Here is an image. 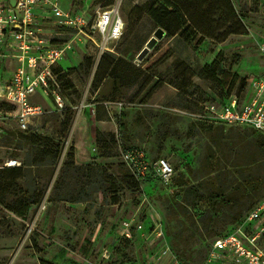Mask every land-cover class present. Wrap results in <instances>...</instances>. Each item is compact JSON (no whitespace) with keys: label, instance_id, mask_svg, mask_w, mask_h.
<instances>
[{"label":"rangeland","instance_id":"1","mask_svg":"<svg viewBox=\"0 0 264 264\" xmlns=\"http://www.w3.org/2000/svg\"><path fill=\"white\" fill-rule=\"evenodd\" d=\"M58 1L63 10L118 9L125 28L115 53L100 58L91 46H76L60 61L73 67L63 86L74 112L66 133L64 116L50 111L52 100L38 98L45 112L25 133L52 136L62 152L55 165L48 156L31 172L0 170V264H166L165 248L190 264L203 263L211 242L264 198V147L257 136L237 127L221 132L206 109L211 97L234 90L241 97L242 82L264 72L255 43L264 35V0H231L249 36L203 39L193 49L198 34L188 46L194 53L189 62L173 53L150 73L145 69L153 49L136 62L158 28L146 13L149 0ZM137 11L142 22L135 32ZM118 58L125 62L109 75ZM215 60L223 71L219 82L201 80L200 69ZM1 128L0 167L8 158L24 162L25 150L15 146L16 125L5 121ZM160 158L174 169L168 184L151 177ZM132 159L147 164L145 179ZM125 223L131 239L123 235ZM139 223L148 241L136 236Z\"/></svg>","mask_w":264,"mask_h":264},{"label":"built area","instance_id":"2","mask_svg":"<svg viewBox=\"0 0 264 264\" xmlns=\"http://www.w3.org/2000/svg\"><path fill=\"white\" fill-rule=\"evenodd\" d=\"M14 1L12 6L10 0H0V133L6 118L26 130L33 119L43 115L45 108L38 98L51 99L54 108L49 109L62 111L66 100L60 94L59 75L53 68L66 70L59 63L76 46H91L100 55L114 53L125 28L118 9L88 13L71 7L63 10L58 0ZM255 40L264 67V35ZM206 109L215 125L247 128L264 135V72L246 79L241 97L234 90L224 100L212 99ZM132 161L138 176L145 179L147 164L142 159ZM4 166L19 167L20 162L7 160ZM173 174L166 159H157L153 164L151 177L161 183H170ZM153 225L158 227L156 222ZM129 226L125 223L123 235L131 239ZM135 227L136 236L148 241L145 225ZM156 229L154 234L160 237ZM161 253L166 264H181L169 248ZM201 264H264V198L228 234L213 241Z\"/></svg>","mask_w":264,"mask_h":264},{"label":"trees","instance_id":"3","mask_svg":"<svg viewBox=\"0 0 264 264\" xmlns=\"http://www.w3.org/2000/svg\"><path fill=\"white\" fill-rule=\"evenodd\" d=\"M149 1L151 3L149 4L146 13L151 19V21L158 28L163 30L165 34L163 40L165 43L164 44L157 43L156 46L153 48L152 53L147 57L149 58V60H147L149 65L145 69V71L148 73L154 71L158 66L163 64L164 61H166L168 58H170L173 55L172 49L169 47L168 44H166V42L170 38L176 35H178L186 45L191 46L193 40H195L196 35L200 34L201 38L195 41V45L192 46L193 49H197L198 46L203 41V39H208L213 43L215 42L219 43L225 41L229 36L233 34L241 35L244 33V35H247V29L245 26L246 18L237 13L231 0H149ZM223 12L225 13L224 15ZM141 15L142 13L137 11L135 17V26H137V24L141 21V17H142ZM227 21H229L228 22L229 25L227 26L225 31L220 35H215L214 30L218 29V25L222 24L223 22L226 25ZM106 54H109V52L103 53L100 58H102ZM178 61L183 63V61L181 60ZM101 62L104 63V61H100V63ZM119 62H125V61H123V59L118 58L116 59V61L109 64L107 68L109 75L114 72ZM100 63L98 65V68L100 66ZM53 70L56 74L59 75L58 80L61 86L60 94L62 98L66 100V107L62 111H57V110H52V111L50 110V111L60 113L61 116L62 115L64 116L65 120L63 121L64 123L62 126L64 127L66 133V130L72 123L74 112L71 109L70 103L67 104L68 102L67 98L63 96V86L65 84L69 85V82L66 80V76L70 73V70H73V68H67L66 70H64L61 67L57 66L54 67ZM222 73L223 71L221 67L218 66L217 61L215 60L211 64L202 67L198 73V76L203 81L217 83L219 82L218 80L219 77L222 75ZM159 82H160L159 84L163 83L161 81ZM245 84H246V79L242 82L241 88L243 87L244 89ZM96 87H98V84H96ZM230 92L231 91H229L224 96L219 95L218 99L224 100L228 98V96L232 93ZM211 98L215 99L214 97ZM5 121L13 122L16 125L17 142L15 146L16 148L25 150V156H24V162L18 161L17 159L8 158V160H15L20 162L19 167L7 168L4 166L5 163L4 162L3 166L0 167V170H4L6 172H16L24 169L27 172H31V169L38 167L39 165H45L44 160L48 156L51 157L50 164L51 165L56 164L58 158L61 155L62 149L60 147L58 148V145L53 143L52 136L50 137V136L39 135L34 133H25L27 132L29 126L27 127L26 130H20L12 118H6L3 121V124ZM55 121L57 122L56 119ZM215 126L218 127L219 130L224 133L234 129V128H226L223 125H215ZM235 129H239L243 132H248L256 135L258 146L264 147V135L256 133L255 131L247 128H235ZM13 139L15 138L12 137L8 139L7 144L12 145ZM53 144L55 145L53 146ZM251 163H254V161ZM213 204L216 207H219L220 205H222V200H218V198L216 197L214 199ZM253 205L249 209H247L241 217L234 218L235 221L234 224L231 225L229 230L224 235L228 234L231 231L233 226L243 218V216L253 207ZM209 218H210L209 221H211L212 218L211 217ZM216 239L217 238H215L214 240ZM213 241L211 242V244L213 243ZM177 257L181 262V264H190L186 262L184 259H182V257L178 255ZM41 264H51V263L42 261Z\"/></svg>","mask_w":264,"mask_h":264},{"label":"crops","instance_id":"4","mask_svg":"<svg viewBox=\"0 0 264 264\" xmlns=\"http://www.w3.org/2000/svg\"><path fill=\"white\" fill-rule=\"evenodd\" d=\"M83 11H87V10H83ZM148 18H149V16H148ZM141 22L142 21H140V23L138 24L135 32H137L139 26L141 25ZM168 44L170 45V47H171L174 55L176 56V58H178L179 60H181L185 63V62H189L190 59H192V54H194V53L192 52V50H190L188 48V45H186L184 43V41L178 35L170 38L168 40ZM70 68H73V67H70ZM8 74L9 73H6V75H8Z\"/></svg>","mask_w":264,"mask_h":264},{"label":"water","instance_id":"5","mask_svg":"<svg viewBox=\"0 0 264 264\" xmlns=\"http://www.w3.org/2000/svg\"><path fill=\"white\" fill-rule=\"evenodd\" d=\"M12 6H14L15 1L10 0ZM165 34L162 29L157 28L156 31L153 33V36L147 41L145 47L142 51L138 54L136 58V62L143 61V59L148 55L149 51L152 50L156 44L164 38Z\"/></svg>","mask_w":264,"mask_h":264}]
</instances>
